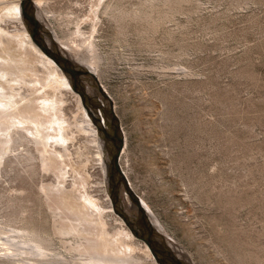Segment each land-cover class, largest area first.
I'll list each match as a JSON object with an SVG mask.
<instances>
[{
	"label": "rangeland",
	"instance_id": "obj_1",
	"mask_svg": "<svg viewBox=\"0 0 264 264\" xmlns=\"http://www.w3.org/2000/svg\"><path fill=\"white\" fill-rule=\"evenodd\" d=\"M41 1V15L59 37L75 41L72 46L79 45L87 58L94 44L98 68L80 60L98 72L100 78L94 76L120 119V164L169 239L193 264H264V0ZM8 9L0 7L5 20L12 19ZM11 22L1 24L12 30ZM0 44V60L28 61L16 41ZM9 65L1 68L16 67ZM9 81L0 79V86L10 90ZM44 93L32 89L16 99L18 111L36 117L42 112L37 118L46 120L39 111ZM68 95L62 108L74 123L83 114ZM68 143L63 161L48 150L51 170L41 179L52 186L61 175L57 166H65V182L59 179L64 202L74 214L94 212L96 223L114 228L118 216L102 188L94 143L82 133ZM6 156L0 161L6 170L0 192L7 194L29 181ZM55 231V247L65 253L59 233L69 230ZM7 262L0 257V264Z\"/></svg>",
	"mask_w": 264,
	"mask_h": 264
},
{
	"label": "bare ground",
	"instance_id": "obj_2",
	"mask_svg": "<svg viewBox=\"0 0 264 264\" xmlns=\"http://www.w3.org/2000/svg\"><path fill=\"white\" fill-rule=\"evenodd\" d=\"M32 2L36 18L48 32V35H45L46 42L48 44L54 42L62 56L75 67L83 68L92 76L96 74L100 78L96 70L86 67L80 60V57L86 58L91 65H96V68H98L100 59L94 44H90V48H92L91 58H87L83 52L79 51V45L72 46L75 41L70 42L72 39L66 38L64 35L59 37L55 32L56 30H53L55 27L49 26L48 19L41 15L42 1L32 0ZM19 3L20 0H0V7L6 5L11 10L12 19L10 20L14 24L12 30H8L7 25L4 27L1 24L10 21L8 18L5 20L8 14L3 11L0 17V43L6 48L11 42L16 41L17 50L21 51L23 49V54L28 58V61L21 58L10 59L5 62L0 60V79L5 78L12 81V88L8 89L9 91L0 86V161L7 155V161L20 165V169L17 171L25 174L29 182H25L24 187H12L8 191V195L5 191L4 193L0 192V211L9 210V213L3 211L0 213V257L8 260V264H156L147 246L134 238L120 219L115 217L118 225L115 222L117 226L105 230L103 228L104 224H99V220L97 223L95 222L94 212H91V214L84 213L86 214L84 216L73 213L72 209L63 200L62 190L64 188L59 182V179L64 180L69 173L65 166H57L61 175L60 177L59 175L58 177L55 176L56 179L51 181L52 186L44 184L41 179V174L51 170V165L48 162V154L51 151L49 153L48 150L54 151V154L52 153L54 159L57 158L58 160L59 158L63 161L68 158L70 149L68 142L73 139V134H85L94 143L92 146H95L96 149V161L99 162L100 170H103L104 173L102 188L107 197V203L110 204L106 179L107 157L103 153L102 140L97 127L82 107L79 95L73 88H70L71 84L66 76L31 41L22 21ZM80 40L82 43H86L83 39ZM14 62L16 67L14 66L12 70L8 71L1 68ZM98 77L101 88L110 96ZM32 89L45 92V95H42L40 99L41 110L39 111H43L47 119L41 122L38 116H41L42 112L37 118L36 115H33V112L31 114L34 117L27 114V111L22 112L17 109L16 99L27 98L31 95ZM47 89L54 92L52 97L47 95ZM70 89L78 96L73 94ZM87 92L89 95L95 94L94 89L90 87ZM67 94L72 95L75 99L77 112L83 114V117L75 118L74 123L70 122L69 119H65L67 114L65 115V109L62 108L67 102ZM69 128L71 130L68 131ZM120 167L132 188L126 170L121 164ZM3 171L6 170L1 169L0 175ZM70 177H73V182L77 180L74 175ZM80 184L83 185L84 182H80ZM72 187H74V184ZM140 201L154 230L166 239L168 248L182 262L193 264L190 256L169 239L170 236L160 224V221L151 213L144 200ZM129 205L130 201L126 197L125 210L128 214H131ZM106 222L105 225L110 226ZM56 227L60 230H69V232L59 233L62 237L61 240L67 242L66 245L62 244L65 253H61L55 247ZM99 231L103 233L100 237L98 236ZM83 234L94 235V237L83 236ZM114 235L124 237L123 241L119 242L118 239L114 241L115 237L111 238ZM107 236L112 240L107 239ZM136 251L144 252L145 256L139 255Z\"/></svg>",
	"mask_w": 264,
	"mask_h": 264
},
{
	"label": "water",
	"instance_id": "obj_3",
	"mask_svg": "<svg viewBox=\"0 0 264 264\" xmlns=\"http://www.w3.org/2000/svg\"><path fill=\"white\" fill-rule=\"evenodd\" d=\"M19 8L31 41L66 76L71 88L79 95L82 107L97 127L103 153L107 157V193L113 213L134 238L147 245L156 264H189L179 260L166 245V239L154 230L139 197L121 170L120 157L124 147V136L112 100L94 76L69 62L62 56L54 42L49 44L46 42L45 35H48V32L36 18L32 0H20ZM89 87L94 89V95L88 94ZM126 197L130 201L131 214L125 210Z\"/></svg>",
	"mask_w": 264,
	"mask_h": 264
}]
</instances>
